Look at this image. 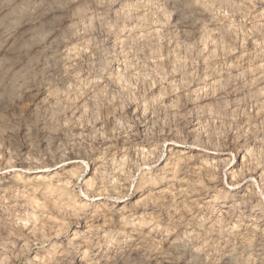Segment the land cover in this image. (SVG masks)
<instances>
[{"label": "clouds", "instance_id": "obj_1", "mask_svg": "<svg viewBox=\"0 0 264 264\" xmlns=\"http://www.w3.org/2000/svg\"><path fill=\"white\" fill-rule=\"evenodd\" d=\"M114 3L104 4L101 15L88 0H0V147L7 140L10 156L20 160L21 145L34 150L59 140L61 158L75 153L80 168L74 183L56 191L57 199L67 197L71 205L52 209L67 221L60 235L55 225L41 234L9 217L0 226L10 231L7 243L0 245L5 252L0 264H264V227H257L264 221V87L232 103L225 91L220 111L201 126L195 144H187L183 129L194 120L200 123L203 89L192 88L186 67L189 82L179 95L167 85H162L161 96L146 95L152 88L148 77L121 76L118 83L109 66L125 52L119 37L115 46L105 47L108 36L128 31L126 23L132 19L145 21L151 9L139 5L133 17L124 4L115 8ZM184 6L185 0H175L178 11ZM227 6L239 31L264 45V0H230ZM86 8L101 21L98 27L85 23ZM80 37L92 42L96 55L79 66L87 73L79 83L91 87L80 96L86 112L71 120L64 115L69 107L64 102V52ZM72 109L78 110L74 103ZM57 133H63V140ZM145 142L155 148L140 149ZM165 142H179L186 149L198 146L200 151L195 156L173 152L166 159ZM31 170L9 168L12 180ZM19 197L17 193L10 199ZM187 206L195 216H188ZM224 207L229 223L235 220L240 229L216 243L208 235L212 228L204 225H211ZM151 214L171 219L155 235L149 231L145 236ZM181 217H187L189 228L196 221L199 231H177L183 228ZM13 240L22 243L17 246Z\"/></svg>", "mask_w": 264, "mask_h": 264}, {"label": "rangeland", "instance_id": "obj_2", "mask_svg": "<svg viewBox=\"0 0 264 264\" xmlns=\"http://www.w3.org/2000/svg\"><path fill=\"white\" fill-rule=\"evenodd\" d=\"M108 2L109 0H99V3L88 0L92 8L100 11L101 15H103V5ZM229 3L230 0H185V6L180 11L175 8V0H115L113 5L115 8H120L121 4H124L133 17L138 15L136 7L139 5H148L151 9L145 21L132 19L126 23L128 31L122 34L116 31L108 36L105 47L115 46L119 37L120 47H123L125 52V55L120 57V62L113 61L109 66L118 83L122 82L121 76L124 79L130 76H139L141 79L148 77L151 78L152 88L146 95L152 93L157 96L163 95L162 85L175 88L179 95V89L189 82L187 73H191L192 88L203 89L200 93L202 98L199 100V106L203 109V114L199 117L200 123L197 124L194 120L183 129V135L189 145L195 144L197 138L202 136L201 126L207 125L211 117L220 111L222 107L220 100L224 97L225 91H227V101L232 103L242 101L264 87V52L260 51L264 45L257 37H247L239 31L235 20L229 19L230 10L227 6ZM144 11L141 10L139 14L142 15ZM168 13H171L170 17ZM83 14L86 17L85 23L91 24L93 28L101 24V21L87 8ZM111 18L112 14L109 12L108 20ZM120 28H125V24L122 23ZM95 55L92 42L85 37L74 38L64 52L63 70L67 73L65 77L67 91L65 88H61L60 91L62 94L66 91L67 99L64 102L69 107L64 115L71 120L80 118L81 114L86 112V108L80 107L83 103L80 96L91 85L82 86L79 83L87 76L79 66ZM185 67L187 73L184 71ZM157 73L159 75H156ZM77 90L80 95H76ZM163 98L168 102L166 95ZM73 103L78 110L73 111ZM191 107L190 104L189 108ZM33 119L39 120V116H34ZM49 122H51V114H49ZM64 123L65 127L70 126L68 120ZM74 132L80 134L79 129H74ZM164 133L168 135L167 128ZM57 135L63 140V133ZM59 146V140L48 147L39 144L34 150H30V145H21L18 153L21 156L20 160L10 156L7 140L3 147H0V181H3L0 183V226L11 217L25 230L35 227L41 234L47 233L50 226L55 225L56 235H60L61 225H66L67 221L61 220L52 209L58 206L70 208L71 205L67 204V197L64 200L57 199L56 191L60 188H68L74 183L80 168L75 153L68 152L64 158H61V153L57 151ZM138 147L151 152L155 145L145 142ZM186 151L190 156H195L200 148L195 146L186 149L185 145L179 142H165L166 159L173 152ZM161 163L163 164V161ZM30 166L32 170L25 171L21 179H11L13 172L9 171V168L28 169ZM194 167L198 168L199 164H194ZM226 179L231 181L233 177L229 176ZM24 180L30 183L25 184ZM9 188L11 191L6 194L5 190ZM17 193H20L18 199H10ZM160 194L164 197L166 189L162 188ZM187 211L189 217L195 216L191 206H187ZM209 215L210 213L204 215V219L208 220ZM168 219L171 218L166 214H151L146 221L150 227L143 229L144 235L146 236L149 231L155 235L164 228ZM186 219L187 217H181L180 223L183 224V228L177 231L184 232V229H187V232H193L195 229L198 232L196 221L189 228L184 222ZM244 223L248 221L245 220ZM204 227H211L212 231L208 235L216 243H220L229 232L239 230L240 224L235 220L229 223L227 207H224L219 209L211 225L206 224ZM257 227H264V221H260ZM9 236L10 231L0 227V245L6 244ZM137 238L139 239V234ZM13 243L19 246L22 241L13 240ZM136 255L137 253L134 252L133 256ZM4 257V248L0 247V260ZM101 264H105L104 260H101Z\"/></svg>", "mask_w": 264, "mask_h": 264}]
</instances>
